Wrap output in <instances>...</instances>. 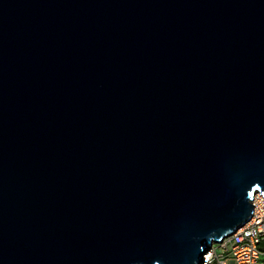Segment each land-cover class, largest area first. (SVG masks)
Here are the masks:
<instances>
[{
	"label": "water",
	"instance_id": "95a60500",
	"mask_svg": "<svg viewBox=\"0 0 264 264\" xmlns=\"http://www.w3.org/2000/svg\"><path fill=\"white\" fill-rule=\"evenodd\" d=\"M264 197V0H0V264H201Z\"/></svg>",
	"mask_w": 264,
	"mask_h": 264
},
{
	"label": "built area",
	"instance_id": "2783aa9c",
	"mask_svg": "<svg viewBox=\"0 0 264 264\" xmlns=\"http://www.w3.org/2000/svg\"><path fill=\"white\" fill-rule=\"evenodd\" d=\"M250 221L223 242L213 243L201 264H264V197L255 196Z\"/></svg>",
	"mask_w": 264,
	"mask_h": 264
},
{
	"label": "bare ground",
	"instance_id": "6f19581e",
	"mask_svg": "<svg viewBox=\"0 0 264 264\" xmlns=\"http://www.w3.org/2000/svg\"><path fill=\"white\" fill-rule=\"evenodd\" d=\"M253 201H254V199H253ZM253 201H252V203H253ZM237 231H238V230H237ZM237 231H235L233 234H235ZM233 234H232V235H233ZM232 235H230V236H232ZM230 236H229V237H230ZM227 238H228V237H227ZM224 240H225V239H223L222 242H223Z\"/></svg>",
	"mask_w": 264,
	"mask_h": 264
},
{
	"label": "clouds",
	"instance_id": "9594fccd",
	"mask_svg": "<svg viewBox=\"0 0 264 264\" xmlns=\"http://www.w3.org/2000/svg\"><path fill=\"white\" fill-rule=\"evenodd\" d=\"M222 241V240H221Z\"/></svg>",
	"mask_w": 264,
	"mask_h": 264
}]
</instances>
